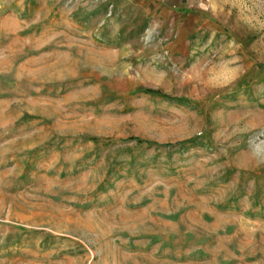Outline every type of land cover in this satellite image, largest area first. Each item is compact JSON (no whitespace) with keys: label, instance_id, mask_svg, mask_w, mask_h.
<instances>
[{"label":"rangeland","instance_id":"rangeland-1","mask_svg":"<svg viewBox=\"0 0 264 264\" xmlns=\"http://www.w3.org/2000/svg\"><path fill=\"white\" fill-rule=\"evenodd\" d=\"M0 264H264V0H0Z\"/></svg>","mask_w":264,"mask_h":264},{"label":"trees","instance_id":"trees-1","mask_svg":"<svg viewBox=\"0 0 264 264\" xmlns=\"http://www.w3.org/2000/svg\"><path fill=\"white\" fill-rule=\"evenodd\" d=\"M137 141H142V139L141 138H135Z\"/></svg>","mask_w":264,"mask_h":264}]
</instances>
